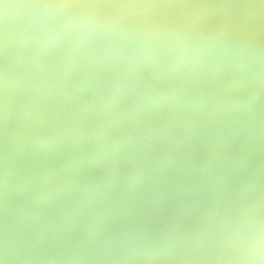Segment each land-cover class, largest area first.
Wrapping results in <instances>:
<instances>
[{
  "label": "bare ground",
  "instance_id": "6f19581e",
  "mask_svg": "<svg viewBox=\"0 0 264 264\" xmlns=\"http://www.w3.org/2000/svg\"><path fill=\"white\" fill-rule=\"evenodd\" d=\"M0 264H264V0H0Z\"/></svg>",
  "mask_w": 264,
  "mask_h": 264
}]
</instances>
